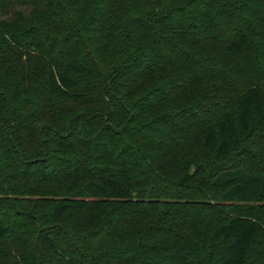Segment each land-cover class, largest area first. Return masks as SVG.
<instances>
[{
    "label": "trees",
    "instance_id": "trees-1",
    "mask_svg": "<svg viewBox=\"0 0 264 264\" xmlns=\"http://www.w3.org/2000/svg\"><path fill=\"white\" fill-rule=\"evenodd\" d=\"M0 264H264V0H0Z\"/></svg>",
    "mask_w": 264,
    "mask_h": 264
},
{
    "label": "rangeland",
    "instance_id": "rangeland-1",
    "mask_svg": "<svg viewBox=\"0 0 264 264\" xmlns=\"http://www.w3.org/2000/svg\"><path fill=\"white\" fill-rule=\"evenodd\" d=\"M30 7L31 6H23V5H13V6H10L9 7V10H10V14H4V17H8V16H10V15H12V14H14V12H15V9L16 10H18V9H22V10H24L26 13H29V11H30Z\"/></svg>",
    "mask_w": 264,
    "mask_h": 264
}]
</instances>
